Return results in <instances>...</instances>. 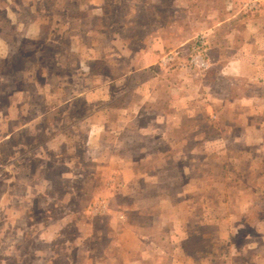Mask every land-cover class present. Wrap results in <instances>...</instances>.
Here are the masks:
<instances>
[{
	"label": "rangeland",
	"instance_id": "obj_1",
	"mask_svg": "<svg viewBox=\"0 0 264 264\" xmlns=\"http://www.w3.org/2000/svg\"><path fill=\"white\" fill-rule=\"evenodd\" d=\"M5 8L0 264H112L110 212L124 264H264V0H11L13 26Z\"/></svg>",
	"mask_w": 264,
	"mask_h": 264
},
{
	"label": "crops",
	"instance_id": "obj_2",
	"mask_svg": "<svg viewBox=\"0 0 264 264\" xmlns=\"http://www.w3.org/2000/svg\"><path fill=\"white\" fill-rule=\"evenodd\" d=\"M29 1H31V2H35V0H29ZM9 2H11V0H0V10H1V7H3V6H6V8H5V10L7 9V8H9ZM88 3L89 4H87V3H85V1L82 3L81 2V5H84L85 7H87V8H89V9H91L92 10V13L93 14H95V13H99L100 12V8L101 7H99V6H95V3L94 2H92V3H90V1H88ZM2 4H3V6H2ZM24 10L25 11H27V9L26 8H24ZM16 11H14L13 9H11V10H9V11H5V13H4V15H5V17H6V19L7 20H9L10 21V23H11V25L13 26V25H15V23H14V19L13 18H15L16 17V13H15ZM28 12V11H27ZM32 12H33V14H32V16L33 17H36V16H39L38 14H41L40 12H38L37 10L35 11V10H32ZM30 14H31V12H30ZM13 15V16H12ZM27 15H29V14H27ZM42 15V14H41ZM41 18V17H40ZM41 19H43V18H41ZM44 21V20H43ZM24 25V26H26V28L23 30V34L25 35V36H27V37H33L34 36V32H38L39 31V24H38V22H37V20L36 19H34V18H28V20L27 21H24V22H21V25ZM18 25H20V24H18ZM19 29V26H17V30ZM21 29V28H20ZM22 30V29H21ZM0 34H2V32H1V30H0ZM49 34H50V31L48 30V33L45 35V36H49ZM12 35H15V34H12ZM1 38H4L5 39V37H2L1 35H0V46H3V49H10V46L12 45V47L13 48H15V42L13 41V39H11V37L9 36V35H6V39L5 40H2ZM158 40H160V39H158V38H151L147 43V45L145 46V49H144V51L142 52V54H141V60H142V62L140 63V65H138L137 64V66H141L143 63H148V61L147 60H149V56H150V53L151 52H153V55L155 54V49H156V47H158L159 46V41ZM161 41V40H160ZM150 63H153V60H151V61H149ZM82 63L80 62L79 63V65H81ZM89 66V65H88ZM84 79L87 81L88 80V77L87 76H85L84 77ZM144 82H147V79H145L144 80ZM114 107H116V106H114ZM92 126H93V128H92ZM105 128V127H104ZM112 129H114V128H112ZM93 130H94V125H91V127H90V131H92L93 132ZM110 130V129H109ZM90 138L91 139H93V135L92 136H90L89 137V140H90ZM94 141V140H93ZM90 144H91V140H90V142H89ZM94 143V142H93ZM91 148H92V151H93V148L95 147V145L94 146H92V144H91V146H90ZM112 161H115L114 160V158H112ZM0 200H2V199H0ZM2 205V203L0 202V206ZM246 205H248V203L246 204ZM256 207L254 206V205H252V206H250V207H248V208H244L242 211H245V210H248V209H250L251 207V210H255V209H261V205H262V202L261 201H257L256 202ZM115 210V206H113L112 207V211H114ZM111 213V215H112V246H111V250H112V255H108L109 256V259H111L112 258V264H124V261H120V260H116V259H121L122 257L121 256H118L115 252V249H117V247H121V246H119L118 245V243L119 244H123V240H125V239H123V235H128V234H131L132 232H129V228H132V227H122V223L125 221V220H120L121 218H119L116 214H114V213H112V212H110ZM122 216H124L125 217V215H123L122 214ZM105 219V217H101V218H99V220L98 221H100V222H102L103 220ZM213 221V219L212 218H209V219H207V218H204V220H202V226H203V228L204 229H211V228H213V223L214 222H212ZM220 223H224V221L222 220V219H219L218 220V222H216L215 223V225H214V228H216V230H215V234L217 235V237L216 238H218L219 240H222V241H225V242H227V243H229V241H230V238L229 239H227V238H223L224 236H222V234H218V227H219V225H220ZM204 233V232H203ZM143 235V234H142ZM207 235H208V237L209 238H211L212 236H213V231L212 232H210V233H208V234H205V238L207 237ZM118 236V237H117ZM82 237H84V232L82 233ZM192 237V236H191ZM163 237H160V239H161V241L163 242V239H162ZM83 241V240H82ZM82 241L80 242V241H78V239H76V242H77V244L76 245H78L79 243V246H76V249H78V251H82L81 253L83 254L84 252H83V250H84V248H85V246L82 244ZM190 242V239H189V237L188 238H185L184 240H181L180 241V243H181V246H183L184 247V251H187V252H191V251H193L192 250V248L190 249V250H188V249H186L185 248V243H189ZM180 246V247H181ZM190 245H188V247H189ZM142 250H141V248H139L138 250H137V252H141ZM131 252V251H130ZM141 255H143V258L145 259V260H147V258L149 257V256H147L146 254H142L141 253ZM117 257H119V258H117ZM187 258H193V253H189L188 254V256H187ZM136 263V264H143L142 263V261L140 260V259H136L135 261H132V260H130V264H133V263ZM193 262V261H192Z\"/></svg>",
	"mask_w": 264,
	"mask_h": 264
},
{
	"label": "built area",
	"instance_id": "obj_3",
	"mask_svg": "<svg viewBox=\"0 0 264 264\" xmlns=\"http://www.w3.org/2000/svg\"><path fill=\"white\" fill-rule=\"evenodd\" d=\"M194 62L196 63V64H200V65H204L205 63L203 62V60L202 59H199V58H194Z\"/></svg>",
	"mask_w": 264,
	"mask_h": 264
}]
</instances>
